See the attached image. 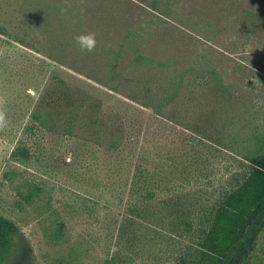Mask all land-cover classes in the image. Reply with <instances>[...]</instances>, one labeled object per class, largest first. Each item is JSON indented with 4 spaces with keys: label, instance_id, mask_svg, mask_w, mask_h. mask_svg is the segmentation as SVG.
<instances>
[{
    "label": "rangeland",
    "instance_id": "374dc122",
    "mask_svg": "<svg viewBox=\"0 0 264 264\" xmlns=\"http://www.w3.org/2000/svg\"><path fill=\"white\" fill-rule=\"evenodd\" d=\"M48 89L75 107L39 130ZM120 118L154 178L150 224L122 178L113 205L91 187ZM260 153L264 0H0V215L20 232L3 264H172L192 238L165 206L219 201ZM239 264H264V226Z\"/></svg>",
    "mask_w": 264,
    "mask_h": 264
},
{
    "label": "trees",
    "instance_id": "16d2710c",
    "mask_svg": "<svg viewBox=\"0 0 264 264\" xmlns=\"http://www.w3.org/2000/svg\"><path fill=\"white\" fill-rule=\"evenodd\" d=\"M48 91L43 94L44 107L39 106V130L46 128L48 121L58 116L59 108L75 107V102L65 90L50 102L51 90L49 94ZM144 98L146 101L142 105L148 107L150 101L147 100L150 99ZM71 130L74 126L70 124L67 132ZM102 133L107 138L104 150L108 168L103 180L96 176L91 180V187L98 189L102 185L107 202L113 205L118 200L115 194L117 181L122 178L124 187L129 186L128 203L134 206L129 214L147 224L159 221L163 214L154 211V178L147 157H135V135L126 130L121 118L116 129L109 125ZM99 135L95 133L92 141L97 142ZM244 160L247 170L238 176L234 187L221 193L219 201L197 207L177 205L170 210L168 205L165 206V212L173 219L170 226L175 236L192 238L172 264H239L247 257L255 231L264 226V153ZM162 180L163 177L159 179ZM19 238L18 227L0 215V264L9 256L14 240ZM19 246L25 248L24 242L20 241Z\"/></svg>",
    "mask_w": 264,
    "mask_h": 264
},
{
    "label": "clouds",
    "instance_id": "9594fccd",
    "mask_svg": "<svg viewBox=\"0 0 264 264\" xmlns=\"http://www.w3.org/2000/svg\"><path fill=\"white\" fill-rule=\"evenodd\" d=\"M81 39H84V38H81ZM94 43H95L94 35H90V36L87 38L88 50H91V49H92Z\"/></svg>",
    "mask_w": 264,
    "mask_h": 264
}]
</instances>
